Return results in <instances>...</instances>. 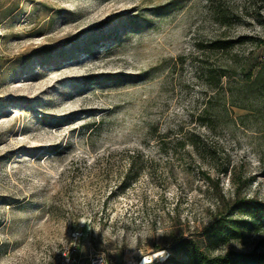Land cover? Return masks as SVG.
<instances>
[{"label": "rangeland", "instance_id": "obj_1", "mask_svg": "<svg viewBox=\"0 0 264 264\" xmlns=\"http://www.w3.org/2000/svg\"><path fill=\"white\" fill-rule=\"evenodd\" d=\"M211 1L0 0V264H54L78 230L83 264L264 253V95L206 82L264 57V0H216L227 26ZM222 34L257 42L214 54Z\"/></svg>", "mask_w": 264, "mask_h": 264}, {"label": "trees", "instance_id": "obj_2", "mask_svg": "<svg viewBox=\"0 0 264 264\" xmlns=\"http://www.w3.org/2000/svg\"><path fill=\"white\" fill-rule=\"evenodd\" d=\"M216 0L211 1L213 5L214 17L219 23V25L227 26L229 15L226 11V7L223 8L222 4L219 6L215 3ZM257 40L254 37H227L226 34L214 39L208 47L209 51L214 54L226 55L233 51L237 46H242L247 43H256ZM260 43H263L260 41ZM204 50V49H203ZM239 58V57H238ZM230 67H220V69H213L210 66L207 67V85L212 89H220L222 80L226 77H231L233 73L238 70L242 75H244L248 82L252 80L251 83L257 84L258 88L261 89L262 94L264 95V57H246L244 60H239L237 57H232L230 59ZM210 108H206L204 113H208ZM195 144V143H193ZM248 208V206H246ZM191 242L184 237L180 238V246H186ZM186 255L188 259V264H264V253H234L230 252L224 256H218L210 258L207 256L200 248L194 247L193 249H186ZM168 260V259H167Z\"/></svg>", "mask_w": 264, "mask_h": 264}, {"label": "built area", "instance_id": "obj_3", "mask_svg": "<svg viewBox=\"0 0 264 264\" xmlns=\"http://www.w3.org/2000/svg\"><path fill=\"white\" fill-rule=\"evenodd\" d=\"M0 71L1 66H0ZM84 236V232L81 230L72 233L71 246L68 251L64 252L63 255L57 259L54 264H83V258L80 255V242ZM90 264H108L104 255L98 254L90 257Z\"/></svg>", "mask_w": 264, "mask_h": 264}, {"label": "bare ground", "instance_id": "obj_4", "mask_svg": "<svg viewBox=\"0 0 264 264\" xmlns=\"http://www.w3.org/2000/svg\"><path fill=\"white\" fill-rule=\"evenodd\" d=\"M163 252H156V253H153V254H149L147 256H145L142 260V264H148V263H152L155 261L156 257L159 255V254H162ZM133 263V262H132Z\"/></svg>", "mask_w": 264, "mask_h": 264}]
</instances>
